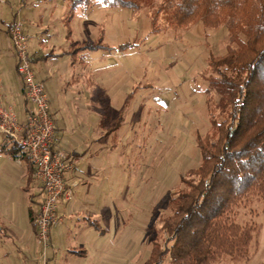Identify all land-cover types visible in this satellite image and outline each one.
Masks as SVG:
<instances>
[{
  "label": "rangeland",
  "instance_id": "1",
  "mask_svg": "<svg viewBox=\"0 0 264 264\" xmlns=\"http://www.w3.org/2000/svg\"><path fill=\"white\" fill-rule=\"evenodd\" d=\"M151 9L144 6L132 12L116 5L95 4L86 10L77 8L69 20L68 0H0V19L19 18L27 37L35 36L49 21L57 32L55 38L70 29L71 49L99 37L112 48L108 54H80L87 59L88 54H102L97 60L101 72L98 69L96 73L89 62L82 71L78 68L82 64H74V77L84 85L86 78L101 73L107 99L102 102L109 105L104 127L109 134L108 179L103 182L109 194L106 229L101 239L88 243L84 257L67 254L65 239L56 232L50 243L56 253L52 254L49 246L43 255L42 246L33 242L32 250L18 259L19 264H47V258L49 264L144 263L162 219L170 213L166 199L182 186V175L200 163L197 136L210 128L203 92L206 58L226 51L227 30L225 26L206 28L200 22L186 28H164L158 19L161 30L152 33ZM117 120L118 129L110 133ZM6 164L0 162V224L17 223L24 229L28 224L26 194L19 173L24 164ZM14 200L18 203L15 208L7 209ZM232 218L241 226L249 224L256 229L247 256L241 260L222 256L213 264H264V200L240 205ZM9 242L2 234L1 256L2 247L8 248ZM1 256L0 264H6L8 259L5 262ZM162 264H169V258L164 257Z\"/></svg>",
  "mask_w": 264,
  "mask_h": 264
},
{
  "label": "trees",
  "instance_id": "2",
  "mask_svg": "<svg viewBox=\"0 0 264 264\" xmlns=\"http://www.w3.org/2000/svg\"><path fill=\"white\" fill-rule=\"evenodd\" d=\"M68 1L69 20L79 7L105 4L132 12L151 6L152 33L161 30L158 19L164 28H186L198 22L210 29L225 26L226 51L208 55L203 73L210 128L197 136L200 163L182 175V186L166 199L170 213L162 219L150 257L142 264H162L164 257L169 264H213L222 256L246 258L256 229L241 226L232 217L240 205L264 200V0ZM66 31L69 36L70 29ZM97 49L112 50L99 37L70 52ZM19 150L15 143L8 149L28 164L29 176H34V165Z\"/></svg>",
  "mask_w": 264,
  "mask_h": 264
},
{
  "label": "crops",
  "instance_id": "3",
  "mask_svg": "<svg viewBox=\"0 0 264 264\" xmlns=\"http://www.w3.org/2000/svg\"><path fill=\"white\" fill-rule=\"evenodd\" d=\"M13 18L15 17L7 22L0 19L2 24L0 25V107L11 111L18 125L21 126L33 105L24 97L21 79L16 70V57L7 30ZM47 23L44 24L46 27L37 30L35 36H28L27 48L35 77L42 82L48 96V111L55 125L54 145L67 152L73 164L64 174L66 184L71 186L72 199L70 201L62 199L60 202L57 212L62 217V221L51 227L50 243L52 245L54 239L52 234L57 232L62 239H65V252L81 258L87 255L88 243L101 239L102 231L106 229L105 205L109 194L108 186L106 183L103 185V182L108 179L109 134L104 131V127L109 105L106 101L102 102L106 97L100 81L102 68L97 62L102 58V54L91 57L88 54V59L84 55H72L70 35L67 36L65 31L64 35L55 38L57 32L49 26V21ZM25 30L24 33L28 35ZM97 51L108 54L103 49L87 53ZM84 59H87L86 63ZM87 62L90 66L93 64L96 73L98 69L100 72L99 76L86 78L85 81L88 82L84 85L83 80L74 77V64H82L78 67L82 71L86 68ZM17 135H22L21 129L17 131ZM12 144L13 142L0 132V162L4 165L10 161L18 163L19 166L24 164V169L21 166L19 173L23 184L22 190L26 194L24 205L28 224L26 223V227L21 229L17 223L1 221L0 229L3 230L0 232L5 238L7 237L10 245L8 248L2 247L3 255L0 256L4 261L8 259V262L5 261L6 264H19L18 259L23 258L22 253L32 250L31 243L39 244L29 217V209L32 205L34 208V203L41 196V188L33 174L29 176L31 173L28 164L9 154L8 149ZM17 204L14 200L7 204V209L15 208ZM52 247L50 252L53 254ZM76 251L81 253L78 254ZM47 264H49L48 258Z\"/></svg>",
  "mask_w": 264,
  "mask_h": 264
},
{
  "label": "built area",
  "instance_id": "4",
  "mask_svg": "<svg viewBox=\"0 0 264 264\" xmlns=\"http://www.w3.org/2000/svg\"><path fill=\"white\" fill-rule=\"evenodd\" d=\"M11 46L16 57V70L21 79L22 91L33 108L19 126L11 111L0 107V132L20 147L34 165V177L39 182L41 196L34 203L33 226L37 242L44 251L50 246V229L62 221L58 206L62 199H72L71 186L64 174L73 164L62 148L54 145L55 125L49 114L48 96L41 81L37 80L31 66L27 48V35L22 30L19 18L8 25ZM21 129L22 135L17 131Z\"/></svg>",
  "mask_w": 264,
  "mask_h": 264
}]
</instances>
